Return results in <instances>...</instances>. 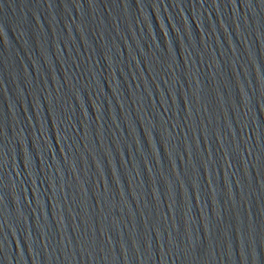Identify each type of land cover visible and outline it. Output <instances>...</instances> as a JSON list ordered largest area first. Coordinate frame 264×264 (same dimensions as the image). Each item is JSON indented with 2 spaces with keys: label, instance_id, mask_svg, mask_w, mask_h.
<instances>
[{
  "label": "water",
  "instance_id": "obj_1",
  "mask_svg": "<svg viewBox=\"0 0 264 264\" xmlns=\"http://www.w3.org/2000/svg\"><path fill=\"white\" fill-rule=\"evenodd\" d=\"M0 264H264V0H0Z\"/></svg>",
  "mask_w": 264,
  "mask_h": 264
}]
</instances>
